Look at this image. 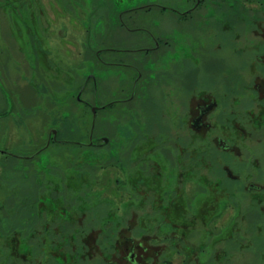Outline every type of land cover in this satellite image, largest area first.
I'll return each instance as SVG.
<instances>
[{
    "label": "rangeland",
    "instance_id": "1",
    "mask_svg": "<svg viewBox=\"0 0 264 264\" xmlns=\"http://www.w3.org/2000/svg\"><path fill=\"white\" fill-rule=\"evenodd\" d=\"M139 3L140 0H0V151L14 157L30 156L45 145L51 130H58L59 139L63 141L61 144L44 149L38 159L33 160L34 167L30 163H25V171L21 168L16 170L11 159L4 161L0 153V189L7 187L6 191L9 194H11L10 190L13 192L11 202L2 200L0 193V233L5 229L13 232H21L25 229L22 235L19 234L14 248L18 254L12 252L11 243L5 245L4 242H0V264H55L54 259L48 257V253L54 251L50 243L52 235L45 236L40 228L41 225L38 227L42 233L41 239L44 241V250L39 258L36 251L32 250L33 239L31 241L28 239L32 232V223H36L34 218L37 216L36 205H38L35 204L36 198L33 196L34 190L30 180L32 181V173L36 171L40 176L50 177L52 180L60 171L68 175L78 173L80 166H85L90 173H93L97 181L92 187L93 192L98 194L100 200L108 202L105 208L100 207L95 210L92 208L91 214L97 216L99 213V216H103L114 229L117 228L118 221H114L113 216L116 220H122V226L117 232L115 251L110 256L107 246L99 248L97 245V242L102 240L98 227L84 236L82 242L87 247L84 250L83 259L86 261L84 264H264V233H250V239L247 241L244 232L237 233L232 229L233 224H236L235 221L238 223L242 221L236 216L238 211L236 205L234 207L227 204L219 208L221 196L218 193L208 192L203 186L196 185L192 181L193 178L195 180L194 176L192 180H185L189 178L188 170H192L193 167L190 165L191 168L188 169L184 155L186 153L193 155L190 148L196 137L195 129L191 124L198 115L196 105L201 101L194 98L191 105L188 104L191 108L187 111L188 126L182 121L184 120L182 116H178L180 112H184V109L177 101L179 100L177 96L185 100L187 93L191 92L193 97L205 91L221 94L220 97L223 94L227 95L229 80L234 79L236 84L238 78L247 76L251 68L256 72L264 71L255 63L254 57L256 55V58L264 61V50L260 48L262 47L260 43L264 42V23L253 26V23L249 24V16L241 12L238 15L237 11L235 16L232 13L229 16H215L214 19L208 15L204 17L202 15L200 18L199 11H194L185 20L187 30L184 31L175 25L174 20L171 22L172 20L168 18L169 15L172 18L176 16L172 12H167L168 15L165 16L160 15L159 11H153L148 15H138L135 19L133 14L135 11L129 9ZM168 5L180 9L181 0H170ZM245 6L248 8L246 4ZM118 13L130 28H134L138 18L141 17L138 26L155 36L162 35L172 43L163 70L168 71L166 69L168 62L178 63L183 58L186 72L194 76L192 80L190 79L192 76L189 77L182 71L186 74L188 83L186 87L184 84L177 91L178 88L176 89L173 81L162 76L163 74L157 75L163 78L161 84L149 91L150 98L159 105L155 109L158 115L153 123L149 121V117L142 114L144 111L142 112L141 109H146L142 105L137 106L135 101L127 108L113 107L96 116V134L108 138V142L112 139L117 140L118 142L115 143L112 141V145L117 143L116 148L119 150L126 148L125 136L133 127L135 154L133 155L134 151L131 147L130 149L127 147L128 152L125 155L135 157V167L130 168L125 160V172L110 162L99 168L98 164L91 167L89 160L85 159L87 150L84 147L77 151L75 147L69 148L64 144H82L87 141L90 132L92 115L78 98L91 103L99 102L101 98L108 100L115 94L117 79L129 77L127 74L124 76L121 67L118 66L102 68L100 71L93 70L95 49L106 44L111 45V41L119 42L120 50L108 53L106 58L108 56L112 59L117 58L116 63H124L128 57H135L134 49H129L135 48L133 41L138 44L139 39L146 37L144 32L116 28ZM243 19L248 22H244L246 25L240 22ZM162 29L164 32L161 31ZM148 69H152V66L150 65ZM180 71L181 69H178L179 74ZM89 74L94 75L96 88L93 90L94 86H91L93 84L85 86L83 92L79 94V89ZM175 80L178 83L180 81L177 77ZM251 81L252 85L260 86L257 99L264 101V79L256 77ZM130 82L129 78V84ZM123 86L127 89L126 92L128 91L126 97H129V85L124 83ZM236 93L242 98L239 89H236ZM251 93L253 97L252 90ZM207 98L208 100L203 104L205 107L211 102V97L207 96ZM237 100L238 98L229 101L230 105L233 103V110L231 116L227 115L226 119L236 121L239 110L241 112L247 110L251 104L256 108L257 103ZM209 107H213L212 103ZM263 108L252 113L253 121L259 122L262 119ZM169 109L172 117L169 115ZM204 114L201 116L203 138H206L207 134L208 144L212 146L215 143L217 149H224L221 141L225 140L228 145L236 147L240 155L232 154V160L245 168L248 165L249 170L246 168L245 174H239L229 167V172L237 178L239 188L245 186L246 190L248 189L250 197L256 195L257 199H263L261 206L260 204L257 206L256 202L244 201L246 204L245 207L243 205L242 211L245 213L246 207L252 212L261 207L264 210V168H262L264 167V133L254 131V127L252 130L250 124L239 121L241 119L237 120L234 127L228 126L223 117L220 120H217L214 114L211 117V109ZM135 122L137 127L134 125ZM145 125L150 127L147 128L145 136L150 134L149 139L155 140L153 142L155 145L156 142L158 143V149H155V145L146 137H135V134L139 135L140 130H145ZM141 126L143 129H140ZM209 129L213 132H208ZM116 153L122 155L120 151ZM77 156L78 158L73 161ZM255 158L260 169L250 162ZM56 166L58 168L54 170L53 167ZM223 166L227 167L226 164ZM11 172L17 174L18 180L21 179L19 183L6 179L7 176H11ZM25 173H28L29 179L24 178ZM139 179L143 180V183H148L149 187L152 185L151 189L153 188V193L157 195L166 190L176 191L173 196L175 204L168 210L165 222H176L177 226L168 236L163 235L170 231L169 228L156 230L155 226L145 219L144 214H153L152 208L148 205L138 208L129 206L140 205L145 200L147 191L151 192L149 188L140 189L143 185L137 183ZM25 180L27 182L22 184L21 181ZM33 183L36 184V181L34 180ZM251 183L256 185V190H259L250 189ZM77 186L81 185L74 177L68 179L67 187ZM47 189L49 186L45 184L43 190L47 192ZM73 191L75 189L71 190ZM206 191L208 195L203 198ZM49 194L55 195L50 191ZM151 195L154 199L153 194ZM48 197L44 196L39 203H44L46 207H43L41 218L49 219L51 234L53 226L59 224L60 211L56 201L53 206L54 201ZM166 199L165 197L164 201ZM166 201L165 205L169 203L168 199ZM19 202L23 205L33 204L28 210L26 207L23 216L19 212L20 209L14 208ZM15 210L18 211L16 217L9 215L8 218L7 215ZM68 212L61 217L71 221V215L74 218L73 215L76 214L69 210ZM262 212L260 210L261 214ZM110 213L113 216L109 215ZM242 218L244 219V216ZM25 219L27 228L21 226ZM85 219L86 216H80L76 222L82 224ZM156 220L160 221L159 218ZM187 221L190 223L187 224ZM254 222L255 225H259L262 219ZM35 225L37 226V223ZM90 225L85 223L83 224L85 227L79 228L87 231ZM141 228L146 231L140 233ZM75 231L76 229L73 228L71 233ZM167 237L173 238L174 241L180 237L182 241L172 248L169 246V240H165ZM23 255L27 257L26 263L20 259Z\"/></svg>",
    "mask_w": 264,
    "mask_h": 264
},
{
    "label": "trees",
    "instance_id": "2",
    "mask_svg": "<svg viewBox=\"0 0 264 264\" xmlns=\"http://www.w3.org/2000/svg\"><path fill=\"white\" fill-rule=\"evenodd\" d=\"M159 2H162V4L168 5L170 0H158ZM113 32H115L116 30H111ZM130 116H132L131 113H128ZM228 126L229 123H227ZM134 125H136L137 127V122L134 123ZM96 127H97V123H96ZM143 126H141L140 129ZM147 128H150L149 126L145 125V130H140L139 135L137 134L138 137H143V138H148L151 135L148 134L145 136V134L147 133ZM160 128V126H159ZM255 129L257 130V132L261 133L262 129L261 128H257V126L255 127ZM161 131V129H159ZM139 131V129H138ZM133 133H135V131L132 129H130L129 131H127V135L125 136L126 138V143H125V147L126 148H122L121 150H119L118 148H116L117 143L112 145V141L115 143L117 140L112 139L110 142H108V144L100 146V147H92V146H85V145H81V144H77V143H64L67 144V146L69 148H73L76 149L77 151H80L79 148H85L87 150V155L85 156V159L89 160V166L94 167L97 166L98 164V168L106 165L108 162L110 163H114L115 166H118L121 171L125 172L126 166H125V160L126 162H128V164L131 167H135V157L133 156H129L126 157V153L128 152V148L130 149V147L132 148V151H134L133 155L135 154V148L133 147V145H135V139H133ZM169 135V134H167ZM136 136V134H135ZM118 137V135H117ZM118 142V141H117ZM164 142V140H163ZM227 143V141H226ZM157 147H158V143L156 142ZM62 146V145H61ZM128 147V148H127ZM155 149H158V148ZM193 152V155L186 153L184 155V158H186V162L188 163V169H190V165L193 167L192 170H188V174L189 178H185V180H192L191 178L194 176L195 180L193 178V182L196 185H200L203 186L204 190H207L208 192H215L218 193L219 196H221V198L219 199V203L218 206L219 208L223 205L226 206L228 205H236L237 206V217H240L242 219L241 222H237L235 221V223L237 224H233V231L237 232V233H242L244 232V237L247 241H249L250 237L249 234L251 233H258V232H263L264 233V210L263 207H261L260 209L252 212L249 211V209L246 207L245 210L246 212L244 213L242 211V207L244 204H246L245 202H256L257 206L263 201V199H257L258 196L254 195L252 197H250L249 193L247 192L248 189L246 190L245 186H242L239 188V186L237 185V178L233 179L231 173L229 172V167H231L233 170L236 171V173L239 174H245V169L248 168L249 170V166L247 165V167L245 168L243 165H239L237 163H235L232 160V154L230 152H228L227 150H223V149H217L215 147V145L212 144V146L210 144H208V142L206 140L204 141H196L192 144L191 148H190ZM116 151H120V153L122 154L121 156H119ZM3 153V152H2ZM264 154V151H263ZM3 160L7 161L8 159H11L12 163L14 166H16V170L21 168L22 170H26V165L25 163H30L32 165V167H34V161L35 159H21L14 157V156H10L7 155V153H3ZM79 156H80V152H79ZM38 157V156H37ZM77 157L73 158V161H75V159H77ZM38 159V158H36ZM188 160V161H187ZM248 159H245V161H247ZM21 161V162H20ZM98 161V162H97ZM94 162V163H93ZM251 163L255 164V166H257L258 169L259 168V164H258V160L255 159H251L250 160ZM260 162V161H259ZM223 164H226L227 167L223 166ZM233 165V166H232ZM20 166V167H19ZM47 167V164H46ZM50 167V166H49ZM52 168V167H51ZM56 167H53V169L55 170ZM228 172H227V170ZM264 168V167H262ZM186 170V169H185ZM187 175H183V176H187ZM234 175V174H233ZM35 176V177H34ZM17 174L15 172H11V176H7L6 179L8 180H13V182L17 181L18 183L20 182V180H18L17 178ZM29 175L28 173L24 174V178L25 179H29L28 178ZM32 181L30 180L31 185H32V189L34 190L33 192V196H35L36 198V203L38 204L36 205L37 207V216H35L34 220H36L37 226L34 224V222L32 223L33 226L31 227L32 232H30L29 236L30 238H28L30 241L33 239V251L35 250L36 253L38 254V258L41 256V252H43V243L44 241L41 239V230L38 228L40 225V228L43 230V234H45V236L47 235L51 237V244L54 247V251L49 252L48 253V257H52L54 259L55 264H84L86 261L83 259L84 257V250L87 249V247L83 244L82 240H84V236L87 233H90V231H92L94 228L101 231V236L100 239L97 242V245L99 246H103L108 248V252H109V256L111 255L112 252L115 251V247H116V241H117V232L118 229L122 226V220L118 219L116 220L115 216L112 215L113 211L110 209V211L112 213H110L109 215L113 216V220L114 221H118L117 223V228L114 229L110 223L106 222V219L103 218V216H99V213H97V216L95 214H91V209L93 208L95 209H99L101 208H105L106 207V203H108L105 200H100L98 194L94 193L92 190V187L97 183L96 181V177L93 175V173H90L87 168L85 166H80L79 167V171L78 173L75 174H65L62 173V171L58 172V174L56 176H53L52 180L50 179V177L44 178L43 176L39 175V172H34L32 173ZM74 177L78 183H80L81 186H77V187H67V181L68 179L71 180V178ZM87 177V178H86ZM55 178H57V181H55ZM83 179H85V181H83ZM36 181V184L33 183V181ZM134 180V179H133ZM182 180V178H181ZM16 182V185H17ZM22 184L27 182L25 181H21ZM131 182L134 183L131 179ZM9 183V182H8ZM29 183V182H28ZM47 184L49 186V189H47L48 191L46 192L45 190H43V186ZM141 184H144L140 189L145 190L146 188H149L148 190L151 191L148 193L147 191V195L145 197V200H143V202H141L140 205L137 204H130V207H143L148 205V207L152 208V212L153 214H144L145 219H147V222H150V224L154 225L155 229H167L169 228L170 231L164 233L165 235L163 236H168L171 232L175 231L176 228V222H165V215H166V211H168L169 207H171V205L175 204L174 202V194H175V190H166L162 192L161 195V199L159 198L158 201L160 202H155L154 199L151 198V194L154 195V191L153 188L151 189L152 185L149 187L148 183H143V180L141 182ZM9 185V184H7ZM15 185V188H16ZM19 185V184H18ZM30 185V186H31ZM34 186V187H33ZM218 187V189H217ZM207 188H212L211 189H207ZM6 188H1L0 189V193L2 194V200H6L7 202H11L13 201L11 194H13V192L10 190L11 194H9L8 191H6ZM75 189V191L71 192V190ZM16 190V189H15ZM50 192L55 193V195L53 196L52 194H49ZM206 191V194H203V198L206 197V195H208ZM49 196L48 199H52L53 202V206H55V201L57 203V208L58 211H60L58 214L59 216V224L54 225L52 228V232L50 234V227L51 224L49 225V219H43L41 218V214L43 213V207L46 208L43 204L44 203H39V201H42V198H44ZM160 196V195H159ZM167 198L169 201V203L165 205V202H167L166 200L164 201V198ZM158 197L156 196V199ZM162 200V201H161ZM245 201V202H244ZM16 202V201H15ZM89 202H91L89 204ZM161 203V204H160ZM33 204H25L23 205V203L21 204L20 202L18 204H15L14 208L15 209H20V213H23L26 210L29 209V206H31ZM105 205V206H104ZM234 206V207H236ZM261 206V204L259 205ZM33 207V206H32ZM31 207V208H32ZM245 207V205H244ZM23 210V211H22ZM68 210L72 213H75L76 215H73L74 218L71 215V221L67 220L65 218H62L61 216L66 215V213L68 212ZM260 210H262V214L260 213ZM69 213V212H68ZM18 214V211L15 210L13 211L11 214H8L7 217L9 218V215H11L13 218L16 217V215ZM102 214V213H101ZM162 214V215H161ZM80 216H86V219L84 220V222L82 224H78L76 222V219H78ZM242 216H244V219L242 218ZM99 217H101L99 219ZM191 217H193V214H191ZM95 218H97V220H95ZM159 218L160 221H157L156 219ZM19 219V218H16ZM238 219V218H237ZM262 219V222L259 225H255L254 220H260ZM49 221V222H48ZM109 221V220H108ZM113 221V222H114ZM190 221V219H189ZM187 221V224H189L190 222ZM112 222V224H113ZM156 222V223H155ZM42 223V224H41ZM45 223V224H44ZM85 223H90V229L87 231H83L81 228L85 227L83 226V224ZM94 223V224H93ZM183 224V223H182ZM106 225L108 226L106 228ZM7 226V225H6ZM21 226L23 228H27V223H26V219L24 221H22ZM92 226V227H91ZM10 227V226H9ZM8 227V229H9ZM81 227V228H79ZM112 227V228H111ZM148 227V226H147ZM73 228L76 229V231L74 233H71L73 231ZM79 228V229H78ZM150 228V226H149ZM153 228V229H154ZM94 229V230H96ZM25 230V229H24ZM24 230H22L21 232H13L12 230L8 231L7 229H5V231H2L0 233V242L1 243H5L9 244L11 243L12 245V252H15L18 254V251H14L15 245L18 242V236L19 234L22 235ZM252 230V231H249ZM49 231V232H48ZM105 231V232H104ZM144 231H146L145 229L141 228V232L140 233H144ZM105 234V235H104ZM248 234V236H247ZM259 234V233H258ZM243 238V236H242ZM2 239V240H1ZM166 241H168L167 238H165ZM173 244L179 243L178 240H173L172 242ZM175 246H172V248H174ZM102 254V252H101ZM47 257V258H48ZM21 261H25L27 260L26 255H23L20 257ZM48 262V261H47Z\"/></svg>",
    "mask_w": 264,
    "mask_h": 264
},
{
    "label": "flooded vegetation",
    "instance_id": "3",
    "mask_svg": "<svg viewBox=\"0 0 264 264\" xmlns=\"http://www.w3.org/2000/svg\"><path fill=\"white\" fill-rule=\"evenodd\" d=\"M245 4L248 6V8H245L246 7ZM129 11H132V12L135 11L133 12V14H135V19H137L136 16L138 15H148L152 13L153 11H159L160 15H165V16L168 15L167 12H172L176 16L172 18V16L169 15L168 18L172 20L171 22H173L174 20L175 25L179 26L184 31L187 30L185 20H187V18L190 17V13L194 11H199L198 17L200 16L202 17V15L203 17L204 15H208L209 17H211V19H214L215 16H220V15L229 16L232 13L235 16V13L237 11L236 14L241 12L249 16L250 17L249 24L253 23V26L264 23V0H181L180 9L171 7L169 5L162 4V2H159L158 0H140L139 5L130 8ZM257 14L259 17H257ZM116 19H117L116 28L126 29L127 31L130 29L132 31L136 30L138 32H144L146 37L144 36V38L139 39L138 40L139 43L137 42L138 44H135L136 42L133 41L134 43L133 46H135V48H129V49H134L135 57L134 58L128 57L127 59H125L124 63L120 62L121 64L116 63V60H118L117 58L112 59L109 56L106 58V55H108V53H114L120 50L118 46V44H120L119 42L112 43L111 41V45L106 44L100 48L95 49V52H94L95 62L93 63L92 61L93 70L98 69L100 71L102 68H117L115 66H118V67H121L120 70L122 71V73H124L123 75L125 76L127 74L129 77L128 78L119 77V79H117V86L114 87V88H117L115 90V94L111 98H108V100H104L103 98H101L99 102L91 103V102H88L87 100H83V99L81 100L78 98V101H80V103H82L86 109H89L92 115V124L94 123L92 135H91V127H92V124H91L87 141L85 140V142H83L81 145L100 147V146L108 144V138L102 137V136L100 137L95 132V128H97L96 127V120H97L96 116L101 112H105L108 109H112L113 107H115L116 109L127 108L130 104H132L135 101V103L137 102L136 103L137 106L142 105V107L146 109V110L141 109L142 112L144 111L146 113L145 114L143 112L142 114L149 117V121L153 123V121L158 115L155 109H157L159 105H157V102L154 103V101L150 98L149 91H151V88H154L157 85L161 84V80L163 78L157 77V75L163 74L162 76H166L167 79H169L170 81H173L176 89L178 88L177 91L182 87V85L184 86V84L186 87L188 83V78L186 74L189 77L192 76L191 72H190L191 74H189V72H186L185 63L183 64V61H184L183 58L179 60L178 63L176 62L172 63V61L168 62L166 64V69L168 71H165L162 69L165 63L164 61L166 60L169 52L172 49V45H171L172 43H170L166 38H163L162 35L155 36L154 34L144 31L142 27L138 26L139 21L141 20V17L138 18V23H135L134 28H130L128 24L123 21L122 17H120L119 13ZM211 22L213 23L214 21L212 20ZM240 22L243 23V24L240 23L242 25H246V23H248L246 19H243ZM260 27H262V25ZM161 31L164 32V29H162ZM165 32H166V28H165ZM260 45L262 46L260 48H263L264 50V42L260 43ZM254 57H255V63L260 65L261 68L264 69V61L256 58V55H254ZM150 65L152 66V69H148ZM206 65H208V63H206ZM178 69H181L180 74L178 72ZM182 71L185 72L186 74H183ZM175 77L180 79L179 83L176 82ZM256 77L257 78L261 77L264 79V71L256 72L255 70L251 68V71L249 72V74L247 76L239 77L238 82H236V84H234V79L229 80L227 84V88H226L227 95L223 94L221 97L219 96L221 94L217 93L218 94L217 95L213 92L209 93L208 91L195 94V97L192 96L193 92H191L190 94L187 93V97L185 100H183L180 96H177V98L179 97V100L177 101L181 103V107H183L184 109V112L180 110L182 112H180L178 116H182V118L184 119L182 121H184L185 125L187 126H188V119H189V115L187 111L191 109L190 106L188 107V104L191 105L192 99L194 98L198 101H201V102H198L196 105V111L198 112V115L196 116L194 122L191 124V126H193V128L195 129L196 141L201 142V141H204L205 139L207 141V134H206V138L205 137L203 138L202 136L203 134L201 132L203 128V122H202L201 116H204L205 115L204 112L205 111L208 112L210 109L212 110L211 117L213 116V114L216 115L217 120H220V118L223 117L224 121L229 123V125L232 127L236 125V122L238 119H241L239 121H243V123H249L252 130L254 127V131H256L255 127L257 126V128L258 129L261 128L262 132L264 133V108H263L264 101L263 100L259 101V99H257L258 90L260 86H256V85L254 86L251 84L252 82L251 79L256 78ZM129 78L131 79L130 84H129ZM249 78H250V81H249ZM190 79L194 80V76H192ZM124 83L128 84L130 87L129 97H126V94L128 93V91L126 92L127 89L124 88L125 87L123 86ZM90 85L92 87L94 86L93 90L96 88V85H97L94 75H91V74L86 76L84 83L79 89L80 90L79 94L83 92L85 86H90ZM108 89H111V88H108ZM236 89H239V91L241 92L242 98L238 97L236 93ZM251 90L253 91V97H252ZM228 91H229V97H228ZM207 96L211 97L210 104L212 103V106H213L212 108L209 107L210 104L207 107L203 106V104H205V102L208 100ZM236 98H238L237 101L242 100L243 102V100H246L250 103H257L256 108H253L251 104V107L248 108L247 110H243L242 112L239 110V116H238V119H236V121L230 120V119L228 120L226 119V116L228 115L230 117L232 114L231 110H233V103L230 105L229 101H232V99L235 100ZM222 106H224L223 109H222ZM262 108H263V111L261 114L262 119L259 122H256L255 120L253 121L252 113L257 111L258 109L261 110ZM219 111H221L222 113ZM169 115H170V109H169ZM164 117L166 116L164 115ZM170 117L172 116L170 115ZM214 118L215 117H213V119ZM155 125H157V123ZM211 125H212V121H211ZM53 132H55V134ZM208 132L212 133L213 130L210 131L209 129ZM135 137L138 138L137 135ZM103 139H107V142L105 143ZM147 140L150 141V143L155 142V140H153L152 138L149 139V137L147 138ZM62 142L63 141L59 139L58 130L56 131L51 130V132L47 135L45 145L42 146V148L38 149L36 152H34L30 156L27 155V156H22V157H17V158L36 159L38 158L37 156H39L40 153L44 149H47L49 146H52V145L61 144ZM221 143L224 148L223 150H227L231 154L240 155L236 147L233 145H228V143H226V140L221 141ZM213 145H215V143H213ZM155 147H157V144L155 145ZM135 150H136V145H135ZM0 153L3 154L4 152L2 153V151H0ZM137 181H138L137 183H140V184L142 182L141 179ZM249 187L250 189L256 190V185L252 183L249 185ZM161 195L162 194H160V196L157 194H154L153 195L155 197L154 201L160 202L158 200L159 198L161 199ZM156 196L158 197L157 199H156ZM170 208L171 207H169V209ZM167 212L168 211H166L165 218L167 216ZM179 238L175 240H178L179 242H181L182 238L181 239ZM167 239L169 240V246L171 247L175 246V244L172 243L173 238L167 237Z\"/></svg>",
    "mask_w": 264,
    "mask_h": 264
},
{
    "label": "water",
    "instance_id": "4",
    "mask_svg": "<svg viewBox=\"0 0 264 264\" xmlns=\"http://www.w3.org/2000/svg\"><path fill=\"white\" fill-rule=\"evenodd\" d=\"M93 124H92V127H91V135H92V131H93ZM53 133L55 134V132H53ZM90 139H91V137H90ZM103 141L106 143L107 142V139H103Z\"/></svg>",
    "mask_w": 264,
    "mask_h": 264
}]
</instances>
